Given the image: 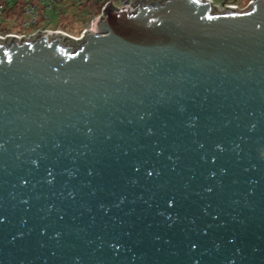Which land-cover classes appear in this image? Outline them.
Segmentation results:
<instances>
[{
	"label": "water",
	"instance_id": "water-1",
	"mask_svg": "<svg viewBox=\"0 0 264 264\" xmlns=\"http://www.w3.org/2000/svg\"><path fill=\"white\" fill-rule=\"evenodd\" d=\"M109 2L0 39V264H264V0Z\"/></svg>",
	"mask_w": 264,
	"mask_h": 264
},
{
	"label": "built area",
	"instance_id": "built-area-1",
	"mask_svg": "<svg viewBox=\"0 0 264 264\" xmlns=\"http://www.w3.org/2000/svg\"><path fill=\"white\" fill-rule=\"evenodd\" d=\"M0 1H8V0H0ZM75 1L78 4H82L85 1L88 3H94L95 0H75ZM132 1L133 0H107L105 1V3L101 6L99 13L97 15H93L92 19L90 20V23L87 24V26H85L84 28H82L78 34H72V33H69L68 31L65 32V30L61 31V30L38 29L37 31H35L32 34H29L28 36H25V34L18 35L16 33H9L5 35L0 34V39L5 40L6 38L12 36V37L17 38L20 42L25 43V42L33 41L35 37L38 35L47 36L48 38L59 37L61 42H62V39L75 42L76 47L74 48V50L71 48L70 49L72 52H76L80 49L81 45L84 43L86 35H88L89 33H94V25L100 20V16L103 13V9L108 2L110 6L123 7L124 11L128 10V12H132L136 10L137 6H139V3L134 5L131 3ZM209 1H210L211 8L216 9L217 11H220V12L230 7L238 9V10L244 9V11L246 12L252 8L253 3L256 0H247L242 4V6L241 4H238L235 2H223L222 0H209ZM36 3L37 4L29 5L28 9L26 10L27 14L29 15L30 22H33L36 19V17L38 16L40 12L41 6L45 5L48 8H50L55 3V0H37ZM0 8H1V5H0Z\"/></svg>",
	"mask_w": 264,
	"mask_h": 264
},
{
	"label": "rangeland",
	"instance_id": "rangeland-1",
	"mask_svg": "<svg viewBox=\"0 0 264 264\" xmlns=\"http://www.w3.org/2000/svg\"><path fill=\"white\" fill-rule=\"evenodd\" d=\"M232 1V0H231ZM239 4H242L243 2H245L246 0H233ZM74 0H65L62 2H58L53 8L47 9L46 12L44 13V11H41L40 14L38 15V20H40V17L43 15V18L40 21V27H47V26H57L58 25V29L57 30H61V31H68L69 33L72 34H78L79 31L85 27L84 23L85 21L83 20V18H79L78 14L80 12H82L83 14L87 13L86 19L89 17H92L93 12L90 10V7L87 2H83L80 5H75ZM242 6V5H241ZM9 4H5L4 9L8 8ZM97 8V7H96ZM86 10H90L89 12L85 11ZM219 10V9H218ZM95 12H97V9L95 10ZM45 14V15H44ZM13 15L15 14H11L8 11H2V13H0V27L4 28V27H15L13 25L14 20H13ZM47 15V16H46ZM82 21H81V20ZM90 23V21H89ZM88 23V24H89ZM21 30L26 31V33H29L32 29L33 26L32 25H23L21 26ZM18 35H22L21 32H15ZM25 36H28L27 34H25ZM50 40V38H48ZM60 43L64 46V47H69L71 49L74 50V48L76 47L75 42H71L65 39H62V42L60 41ZM75 44V45H74ZM74 45V47H73Z\"/></svg>",
	"mask_w": 264,
	"mask_h": 264
},
{
	"label": "trees",
	"instance_id": "trees-1",
	"mask_svg": "<svg viewBox=\"0 0 264 264\" xmlns=\"http://www.w3.org/2000/svg\"><path fill=\"white\" fill-rule=\"evenodd\" d=\"M36 1L37 0H30V1H28V0L0 1V5H1L0 13H2V11L4 10V11H8L11 14H15V15L12 16L13 20H14L13 25L15 27H13V28H11V27H9V28L8 27H4V28L0 27V34L1 35H5V34H9V33L21 32L22 34L29 35V34L34 33L35 31H37L38 29L57 30L58 29V25L55 26V27L53 25L52 26H47V27H40L39 26L40 25V21L43 18V15L40 17V20H38V16H37L36 19L33 22H30V18H29V15L27 14L26 10L28 9L29 5L37 4ZM62 1H65V0H55V3L50 8H53L58 2H62ZM105 1H107V0H95L94 3H88L87 2L88 4H90L89 5L90 10L93 12L92 17H93V15H97L99 13L100 8L105 3ZM222 1L223 2H235L233 0L232 1L231 0H222ZM73 3L75 5H80L75 0H74ZM235 3H237V2H235ZM5 4H9V7L6 8V9H4ZM50 8H48L47 6L43 5V6L40 7V12L44 11V13H45L46 10L50 9ZM96 9H97V12H95ZM90 10H86L85 9V11H87V12H89ZM40 12H39V14H40ZM86 14L85 13L83 14L82 12H80L78 14L79 18H83V20L85 21L84 26H87L89 21L92 19V17H90V18L88 17L86 19V16H85ZM29 24L33 26V29L29 33H26V31L21 30V28H22L21 26L29 25Z\"/></svg>",
	"mask_w": 264,
	"mask_h": 264
}]
</instances>
